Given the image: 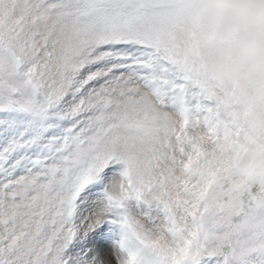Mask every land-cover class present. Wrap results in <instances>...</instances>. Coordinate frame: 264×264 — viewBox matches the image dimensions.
<instances>
[{"label": "snow or ice", "instance_id": "6c2138e0", "mask_svg": "<svg viewBox=\"0 0 264 264\" xmlns=\"http://www.w3.org/2000/svg\"><path fill=\"white\" fill-rule=\"evenodd\" d=\"M0 264H264V0H0Z\"/></svg>", "mask_w": 264, "mask_h": 264}]
</instances>
